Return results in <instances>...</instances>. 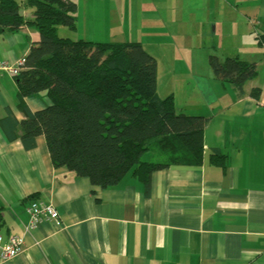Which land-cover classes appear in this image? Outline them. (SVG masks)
<instances>
[{
	"label": "crops",
	"instance_id": "0c3cea01",
	"mask_svg": "<svg viewBox=\"0 0 264 264\" xmlns=\"http://www.w3.org/2000/svg\"><path fill=\"white\" fill-rule=\"evenodd\" d=\"M72 1L98 42L169 46L162 65L157 57L158 95L173 96L178 113L208 119L203 160L153 172L149 192L131 174L116 187L93 186L55 167L44 136L25 147L16 77L0 72V236L24 239L22 253L0 264H264V0ZM212 28L246 36L223 52L258 66L242 96L213 75ZM39 41L30 25L3 33L0 62L17 65ZM162 66L174 87H162ZM25 102L32 113L51 105L46 92ZM33 201L52 204L62 226H31Z\"/></svg>",
	"mask_w": 264,
	"mask_h": 264
},
{
	"label": "trees",
	"instance_id": "16d2710c",
	"mask_svg": "<svg viewBox=\"0 0 264 264\" xmlns=\"http://www.w3.org/2000/svg\"><path fill=\"white\" fill-rule=\"evenodd\" d=\"M77 9L72 0H0V35L25 25L40 34L16 76L25 147L44 136L56 168L102 189L131 174L149 192L153 172L201 165L208 119L178 113L173 96L159 97L157 60L141 43L61 38L59 27L75 28ZM209 64L241 96L258 75L256 63L238 57L211 55ZM42 92L51 105L32 113L25 100ZM251 94L257 98L258 90ZM148 152L157 160L143 161ZM212 158L224 159L218 151Z\"/></svg>",
	"mask_w": 264,
	"mask_h": 264
},
{
	"label": "rangeland",
	"instance_id": "374dc122",
	"mask_svg": "<svg viewBox=\"0 0 264 264\" xmlns=\"http://www.w3.org/2000/svg\"><path fill=\"white\" fill-rule=\"evenodd\" d=\"M17 1H22V0H17ZM83 1L85 0H80V5L83 6L87 3H83ZM201 7H203V2H201ZM23 12H26L27 15L29 17L32 16L33 10L28 8L27 6H23ZM82 11V9H81ZM76 16V26L75 28H68V27H59L58 29V35L61 38H68L72 41H78V40H86V41H91V42H98L97 39H102L100 36H94L93 35V31L90 30V27L87 26L86 24V19L84 17V15H80L79 18L77 15V12L75 13ZM90 22V20H89ZM88 23V22H87ZM89 24V23H88ZM164 29H166V26L164 27ZM171 31V30H169ZM122 34L126 35L128 34V31L125 30H121ZM213 33V34H212ZM215 31L212 28L210 30V34H208L206 36V42H207V46L211 52L212 55H218L219 57L223 58V52L228 49V46H236V45H240L241 42H247L246 40V36H244L243 34L240 33L239 29H234L233 30V34H231L228 30H224V31H219L217 32L215 35ZM123 36H120V38ZM129 37V36H126ZM131 39H135V37L131 36ZM96 39V40H93ZM164 39H162L161 41H163ZM160 41V42H161ZM165 41L169 44H181V43H185L186 39L183 40L182 37L179 38H175L173 36H168L165 38ZM139 42V41H138ZM159 42V43H160ZM156 43H147V46H143L144 49L150 54L152 55L157 61L158 58L160 59V63L162 65V62H165L164 60L167 59L168 57V47L169 46H155ZM165 47V48H164ZM158 57V58H157ZM163 66L161 67V84L163 88L168 89L171 85V88L174 87L175 85L173 84L174 82H169L167 79L169 78L168 75V71L164 70L162 71ZM164 69V68H163ZM162 89V88H161ZM164 90L162 89V94H163ZM169 97V96H167ZM165 97V98H167ZM143 161H156L157 157H155V155L152 152H148L146 153L143 158Z\"/></svg>",
	"mask_w": 264,
	"mask_h": 264
},
{
	"label": "built area",
	"instance_id": "2783aa9c",
	"mask_svg": "<svg viewBox=\"0 0 264 264\" xmlns=\"http://www.w3.org/2000/svg\"><path fill=\"white\" fill-rule=\"evenodd\" d=\"M25 59L17 65L10 64L6 61L0 62V72H7L12 76L19 75ZM27 211L30 215L31 226L50 223L56 228L62 226V221L59 212L52 204L33 201L27 206ZM24 239L21 236L11 235L4 240L0 236V262L11 260L22 253Z\"/></svg>",
	"mask_w": 264,
	"mask_h": 264
}]
</instances>
